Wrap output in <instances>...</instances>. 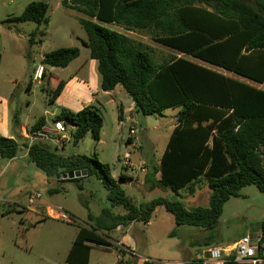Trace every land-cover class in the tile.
I'll return each mask as SVG.
<instances>
[{
    "label": "trees",
    "instance_id": "1",
    "mask_svg": "<svg viewBox=\"0 0 264 264\" xmlns=\"http://www.w3.org/2000/svg\"><path fill=\"white\" fill-rule=\"evenodd\" d=\"M61 1L64 7L90 18L82 21L88 36L85 45L98 63L103 91L122 86L132 98L136 113L143 116H162L166 110L179 109L177 125L160 164L146 181L195 194L196 184L205 178L211 190L206 207L189 209L181 201L166 198L137 204L122 187L130 178L122 174L119 181L115 180L105 171L109 170L108 165L87 156L62 155L48 142L26 145L28 159L48 177L63 180L66 173L87 170L88 176L97 177L108 189L112 206L122 207L126 212L116 215L104 209L98 227H80L66 259L68 264H89L90 244L106 245L107 233L132 222L150 223L158 207H164L177 226L211 230L221 218L226 202L239 197L241 189L255 186L264 194V88L185 57L158 64L128 35L93 21L127 31H152L154 41L165 47L264 85V0ZM48 11L47 3L35 1L11 20L48 25ZM31 41L34 42L33 37ZM80 55L78 47L61 48L46 54L43 63L67 68ZM1 61L0 52V65ZM64 87L65 81L61 80L53 89L52 104ZM55 120L74 126L75 145L88 133H92L96 145L101 140L104 118L93 107H84L79 112L64 110ZM42 122L43 119L34 129L41 128ZM19 151L20 144L15 139L0 136L3 158L14 159ZM156 174H160L158 181ZM51 192L57 193L59 189ZM89 218L92 220V215ZM134 258L132 254V259L122 263L138 264ZM143 264L159 263L145 260ZM227 264L239 263L231 258Z\"/></svg>",
    "mask_w": 264,
    "mask_h": 264
},
{
    "label": "rangeland",
    "instance_id": "2",
    "mask_svg": "<svg viewBox=\"0 0 264 264\" xmlns=\"http://www.w3.org/2000/svg\"><path fill=\"white\" fill-rule=\"evenodd\" d=\"M35 1L49 5L48 25L11 20L20 16L27 5ZM83 20L90 18L78 10L64 7L61 0H0V51L3 54L0 97L8 101L11 120L16 114L23 123L30 124L45 118L48 127H54L57 115L64 110L70 111L64 106L57 107L56 102L52 104L50 96L58 85L55 84L57 78L68 81L72 75H77L86 82L91 81L89 76L93 59L90 48L85 45L88 36ZM93 21L128 35L140 48L147 50L158 64H164L174 57L195 60L154 41L152 31H127L96 19ZM32 37L34 42L31 41ZM71 47H78L81 55L69 68H55L43 63L46 54ZM38 66L45 67L47 74L44 80L34 82V70ZM96 66L93 72L100 83L101 76ZM32 81L33 86L28 89ZM253 84L264 88L263 85ZM119 88L123 89L122 86ZM82 92L89 94L88 89ZM124 94L128 96L126 92ZM100 112L104 118L105 143L96 145L92 133H88L76 145L74 141L66 143L60 149L62 155L87 156L108 165L109 170L105 168V171L117 181L122 174L133 178V182L128 179L122 187L137 204L166 198L181 201L189 209L208 206L211 190L205 178L196 184V193L190 194L188 190L176 192L158 182H147L144 175L148 169L153 171L158 166V158L162 157L166 149L172 127L178 122L179 109L166 110L162 116L138 114L135 122L129 120L122 125L115 109L106 106L100 108ZM133 127L137 133L131 139L136 146L128 149L127 138ZM150 143L155 145V159H152ZM51 147L57 148L54 143ZM127 152L132 153L131 161L135 165L131 176L130 170L125 171L124 157ZM141 168L146 172H142ZM52 189H59V192L52 193ZM37 194L41 198L36 200V205L43 209L27 206L30 198H35ZM47 207L61 209L70 216L71 221L49 217ZM36 209L38 213L31 212ZM104 209H110L116 215L126 213L122 207L112 206L108 189L97 177L84 175L78 182L58 180L48 177L33 162L23 157L21 149L16 159L0 155V264H68L66 259L79 228L98 227ZM263 224L264 194L255 186H247L241 189L239 197L226 202L214 229L177 226L174 217L164 207H158L150 225L135 221L107 233L109 238L106 245L90 244L89 264H123L132 259V254L138 264L143 259L159 264L197 261L204 256L205 243L223 246L246 235L260 236L263 235ZM172 232L175 234L172 235Z\"/></svg>",
    "mask_w": 264,
    "mask_h": 264
},
{
    "label": "crops",
    "instance_id": "3",
    "mask_svg": "<svg viewBox=\"0 0 264 264\" xmlns=\"http://www.w3.org/2000/svg\"><path fill=\"white\" fill-rule=\"evenodd\" d=\"M178 54L184 55V54H181L179 52H178ZM184 56H186V55H184ZM195 60H192V61L197 62V63L204 65V66L208 65L207 63H204V62H201L198 60L195 61ZM96 62H97L96 60H94V59L92 60L93 65L91 68V74L89 76L91 78L90 82H86V81L80 79L77 75H72L68 81H65V79H62V78H57V80L55 81V84L56 83L58 84L61 80L65 81V87H64L61 95L56 100L57 107L64 106V107H67L68 109H70V111H72V112H79L84 107H93L100 112V108H105L106 106H109V107L115 109L121 115V117L119 118L120 125L124 124V122L129 121V120L132 122H135V119L138 116V114L135 111V105H134L132 98L129 95L128 96L125 95L124 94L125 91L123 92L122 91L123 89H120L119 87H117L115 90L110 91V92L103 91L101 89V82L99 83V80L97 79V76L94 73L95 71L93 70V67L96 66L95 65ZM2 63H3V54H2V61H1L0 67L2 66ZM69 66L67 68H69ZM96 67L98 70V63H97ZM67 68H65V69H67ZM215 68H218V67H215ZM44 69H45V77H46V74H47L46 68L44 67ZM218 69H220V68H218ZM220 70H222V69H220ZM223 71H225V70H223ZM225 72H227V71H225ZM227 73H229L230 75H228ZM227 73H224V74H226L227 76L236 78V79H240V80L245 81L247 83H250L252 85H254L253 83H255V82H252V81L245 79V78H242V77L239 78V76H237L231 72H227ZM231 74H233L237 77H234ZM45 77H44V79H45ZM32 86H33V81L28 84V89H31ZM254 86H256V85H254ZM85 89L89 90V94L82 92ZM7 103H8V101L6 99L0 97V136L5 137V138L15 139L20 144L21 154H23V157L28 158V150H27V146H26V145H28V141L24 137V133H25V131L33 130L34 126L38 122H40L42 119L44 120V122H42L41 128L48 126L47 120L45 118H41L35 124H30V123H26V122L23 123V120L21 118H19L18 114H16L14 116V119L11 120L10 109H9V106ZM96 105H98V106H96ZM176 125H177V122L172 127V132H173ZM103 136H104V127L102 130L101 140H100L99 144L105 143ZM133 142H134L133 139H131L130 136H128V138H127V148L128 149L132 147L131 144ZM52 143L53 142H49V145L51 146ZM23 145H25V146H23ZM150 147L152 150V159L153 158L155 159L156 155H155V153H153L155 151V145L153 143H150ZM138 148H140V147H138ZM59 152H60V149H59ZM16 158H14V159H16ZM161 158L162 157L158 158V160H159L158 166L160 164ZM144 159L145 158H143V160ZM142 162L143 161L141 160V163ZM125 171H126V169H125ZM142 172L145 173L146 170L142 171ZM144 175L146 176V178H151L153 175V171L148 169L147 173ZM130 179L132 180L130 182H133L134 179L133 178H130ZM159 179H160V174H156L155 180H159ZM37 207L43 209V207L40 205H38ZM33 211L38 213L37 209L31 210V212H33ZM150 223H148L147 225H150ZM118 244L124 245L123 242H119ZM223 246H226V245H223ZM129 247L132 249L131 246H129ZM145 260L146 259L141 260L139 262V264H143V262ZM183 263H185V262L179 261V262H171V263H165V264H183Z\"/></svg>",
    "mask_w": 264,
    "mask_h": 264
},
{
    "label": "built area",
    "instance_id": "4",
    "mask_svg": "<svg viewBox=\"0 0 264 264\" xmlns=\"http://www.w3.org/2000/svg\"><path fill=\"white\" fill-rule=\"evenodd\" d=\"M45 69L43 66H38L34 70V82H40L44 80ZM68 125V126H67ZM73 127L66 121L55 120L54 127H42L38 130L25 131L24 137L28 141V146H31L35 142H53L55 146L62 149L66 143L74 141ZM137 133L133 127L130 129V138ZM135 147V142L131 144ZM28 150V149H27ZM132 153L127 152L125 155V167L126 171H131L130 176L135 170V165L131 161ZM145 171L144 168H141ZM41 195L37 194L31 197L27 206H37L36 200L40 199ZM47 215L49 217L62 220L65 222L71 221L70 216L63 212L61 209H55L53 207H47ZM263 235L255 236H243L236 240L234 243L226 246L210 245L206 247L204 256L200 259L201 264H227L228 261L233 258L235 262L239 264H261L264 263V243L262 242Z\"/></svg>",
    "mask_w": 264,
    "mask_h": 264
},
{
    "label": "water",
    "instance_id": "5",
    "mask_svg": "<svg viewBox=\"0 0 264 264\" xmlns=\"http://www.w3.org/2000/svg\"><path fill=\"white\" fill-rule=\"evenodd\" d=\"M84 175H88L87 170H77V171L64 174L63 179L72 180V179L80 178L81 176H84Z\"/></svg>",
    "mask_w": 264,
    "mask_h": 264
}]
</instances>
